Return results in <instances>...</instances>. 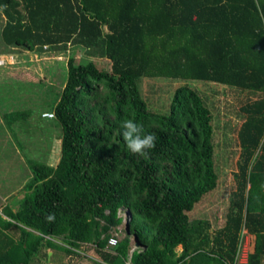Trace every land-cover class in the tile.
<instances>
[{
  "label": "trees",
  "instance_id": "16d2710c",
  "mask_svg": "<svg viewBox=\"0 0 264 264\" xmlns=\"http://www.w3.org/2000/svg\"><path fill=\"white\" fill-rule=\"evenodd\" d=\"M73 46L92 59L54 61L47 85L19 83L23 105L4 115L59 135L53 161L28 160L18 209L0 211V264H51L59 253L75 264H235L247 235V264H264V0H0V55ZM146 79L184 85L157 108ZM190 81L259 96L241 108L236 189L214 232L190 215L219 181L213 115ZM126 118L155 135L147 158L123 141Z\"/></svg>",
  "mask_w": 264,
  "mask_h": 264
},
{
  "label": "rangeland",
  "instance_id": "374dc122",
  "mask_svg": "<svg viewBox=\"0 0 264 264\" xmlns=\"http://www.w3.org/2000/svg\"><path fill=\"white\" fill-rule=\"evenodd\" d=\"M66 52L67 54H57L56 56L58 57H55V54L50 55L47 53L38 55L28 54L27 52H24V56H22V54H14L12 52L11 54L0 55V75L1 78L5 80V83L0 85V103L8 98V92L4 91L5 88H3L6 84L11 89L14 88L16 91V93L14 92L10 95L11 98L23 96V94H19L16 90L17 85L21 86L19 83H22V85L29 82L38 84L46 81L45 83L47 85L50 81V75H47V68H52V65H55L54 61L66 62L73 56L76 58L77 63L90 61L92 59L91 57H87L84 52L80 49L78 50V48L74 46L70 47ZM93 61L100 64L102 69L110 70V64L106 59L94 58ZM55 68L58 69L57 74H59L60 68L56 66ZM16 82L18 84H14ZM54 84L55 87H59V77L55 79ZM183 85L184 83L182 82L162 83L156 80L146 79L143 82V89L149 103L154 104L155 107L158 108V104L163 98V103L165 105L164 108H166V102L168 105L172 92ZM189 86L200 93L212 112L214 125L215 163L219 173L217 188L213 192L207 194L203 200L196 205L190 215L193 219L198 218L209 220L212 225V232H214L224 227L227 219L230 197L236 189L234 174L238 172L237 163L240 157L238 131L244 121V114L241 112V108L246 103L259 98V96H253L248 92L231 89L230 87L212 82L206 83L200 81H190ZM55 87H53V90ZM37 89L38 88L35 90ZM50 91H52V88L48 90V92ZM41 96L42 95H40V97ZM24 101L25 99H23V102ZM16 105L20 109L23 104L20 100H18V104L16 103L15 106L12 105L11 108L9 107L11 110H7V107H0V117L2 118L7 111H15ZM27 106L29 107V105ZM159 107H161V105ZM12 114L13 116L7 117L5 126L2 124L0 125V145H5V173L9 174L6 171H10L11 174L13 172V174H19L20 176L13 175L12 177H8H11L14 184L11 181V184L7 183L6 186L15 188V190L10 194L5 195L3 187H1L2 185H0V211L6 205H9L10 207L12 206L14 210L18 209V201L25 196V186L32 178V174L28 166V160L33 159L35 161L42 162L53 161L56 157L55 147L58 142L57 137L59 135V129L55 125L54 127H50L46 124H40L36 121L35 117H31L30 119H21L20 117V119H18L17 114ZM9 121L12 122L10 128L7 127ZM20 143H22V148L19 145ZM48 143H51L49 148ZM2 175H4V172H1V176ZM120 216L123 219V223L120 226V229L122 230L127 224V216L123 212H120ZM121 234L123 235V233ZM253 241L254 237L247 235L244 242L246 246V254L247 252L253 250ZM133 248H136L135 243L133 244ZM178 250H181V247ZM49 253H51L49 255L52 256L51 250H49ZM61 256V260L56 259V262L51 264H75L79 261V257L77 255L64 257L62 253L57 254V257Z\"/></svg>",
  "mask_w": 264,
  "mask_h": 264
},
{
  "label": "clouds",
  "instance_id": "9594fccd",
  "mask_svg": "<svg viewBox=\"0 0 264 264\" xmlns=\"http://www.w3.org/2000/svg\"><path fill=\"white\" fill-rule=\"evenodd\" d=\"M120 128L122 129L123 141L132 154L147 158L149 152L156 147L155 135L151 133L144 134L143 125L134 118L124 119L120 124ZM48 219L53 220L54 214H50Z\"/></svg>",
  "mask_w": 264,
  "mask_h": 264
},
{
  "label": "crops",
  "instance_id": "0c3cea01",
  "mask_svg": "<svg viewBox=\"0 0 264 264\" xmlns=\"http://www.w3.org/2000/svg\"><path fill=\"white\" fill-rule=\"evenodd\" d=\"M22 56H24V55H22ZM2 83H5V80L4 79H2L1 78V75H0V85H2ZM3 87V86H2ZM4 88V87H3ZM5 91V90H4ZM9 98H6V100H4L2 103H0V107H12V105H14L15 106V104H16V100H15V97H12L11 98V96H8ZM8 110H11V109H8ZM0 113H1V109H0ZM3 125V126H5V116L3 115L2 116V118L0 117V125ZM7 127H9V126H7ZM10 128V127H9ZM4 150H5V145L4 144H2V145H0V185H2L1 187H3V192H4V194L6 195V194H10L12 191H14L15 190V188H12V187H8V186H6V184L7 183H10L11 181H12V179H11V177L13 176V175H15V176H20L19 174H13V172H12V174L10 173V171H6V172H8L9 174H6L5 173V169H6V162L4 161V157H6V156H4ZM3 170V171H2ZM30 170V169H29ZM1 172H4V175H2L1 176ZM9 176H11L10 178H8ZM31 178V177H30ZM12 183L14 184V182L12 181ZM11 184V183H10ZM0 187V188H1ZM249 236H252V235H249ZM252 237H254V236H252ZM254 245H255V237H254V241H253V250H254ZM251 246V245H250ZM253 250L252 251H249V252H247V254L245 255L246 257H245V262H247V257H248V254L250 253V252H253Z\"/></svg>",
  "mask_w": 264,
  "mask_h": 264
},
{
  "label": "built area",
  "instance_id": "2783aa9c",
  "mask_svg": "<svg viewBox=\"0 0 264 264\" xmlns=\"http://www.w3.org/2000/svg\"><path fill=\"white\" fill-rule=\"evenodd\" d=\"M46 116L52 117L53 115L47 114ZM116 242L117 241L115 239H111L109 243H110V245H116ZM245 248H246V246L243 243L242 248L239 249V254L242 253V258H241V260L237 261L235 264H247V262H245V257H246L245 256L246 255Z\"/></svg>",
  "mask_w": 264,
  "mask_h": 264
},
{
  "label": "water",
  "instance_id": "95a60500",
  "mask_svg": "<svg viewBox=\"0 0 264 264\" xmlns=\"http://www.w3.org/2000/svg\"><path fill=\"white\" fill-rule=\"evenodd\" d=\"M49 254H51V253H49Z\"/></svg>",
  "mask_w": 264,
  "mask_h": 264
}]
</instances>
